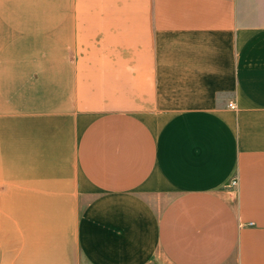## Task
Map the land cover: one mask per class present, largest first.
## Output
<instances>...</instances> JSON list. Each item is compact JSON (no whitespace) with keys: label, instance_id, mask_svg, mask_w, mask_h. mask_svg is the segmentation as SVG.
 Returning <instances> with one entry per match:
<instances>
[{"label":"crops","instance_id":"crops-1","mask_svg":"<svg viewBox=\"0 0 264 264\" xmlns=\"http://www.w3.org/2000/svg\"><path fill=\"white\" fill-rule=\"evenodd\" d=\"M0 264H264V0H0Z\"/></svg>","mask_w":264,"mask_h":264},{"label":"built area","instance_id":"built-area-1","mask_svg":"<svg viewBox=\"0 0 264 264\" xmlns=\"http://www.w3.org/2000/svg\"><path fill=\"white\" fill-rule=\"evenodd\" d=\"M232 107L235 108L234 106H232ZM237 184H238L237 179L232 180L230 183L231 186H237Z\"/></svg>","mask_w":264,"mask_h":264}]
</instances>
